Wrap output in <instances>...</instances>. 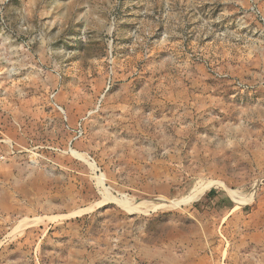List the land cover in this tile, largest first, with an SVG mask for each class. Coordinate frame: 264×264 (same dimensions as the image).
<instances>
[{"label": "rangeland", "instance_id": "rangeland-1", "mask_svg": "<svg viewBox=\"0 0 264 264\" xmlns=\"http://www.w3.org/2000/svg\"><path fill=\"white\" fill-rule=\"evenodd\" d=\"M212 190L264 232V0H0V264H181Z\"/></svg>", "mask_w": 264, "mask_h": 264}, {"label": "crops", "instance_id": "crops-1", "mask_svg": "<svg viewBox=\"0 0 264 264\" xmlns=\"http://www.w3.org/2000/svg\"><path fill=\"white\" fill-rule=\"evenodd\" d=\"M211 205L214 206L213 209L208 208ZM245 208L229 195L217 194L211 200L206 199L205 195L190 211L191 218L195 221V231L188 238L184 235L178 240L184 242V251L179 256L181 264H186L187 257L193 258L194 264H264V232L254 234L255 238H261L257 242L254 241V235L250 237V242L231 240V234L236 235L237 231L238 236L246 238V219L243 213ZM179 242L176 241L177 244ZM171 243L165 245L166 250L177 247ZM207 250L213 251L212 257L207 254ZM179 261L180 259L175 264H180Z\"/></svg>", "mask_w": 264, "mask_h": 264}, {"label": "built area", "instance_id": "built-area-1", "mask_svg": "<svg viewBox=\"0 0 264 264\" xmlns=\"http://www.w3.org/2000/svg\"><path fill=\"white\" fill-rule=\"evenodd\" d=\"M54 107L57 108L63 114L64 120L67 121V116L62 111V108L58 107L57 104H55ZM68 129H70V128L68 127ZM83 131H84L83 130V124L80 122L79 125H78V127H77V129L75 131H73V138L70 141V146L73 145V143L75 141L79 140L83 136V134H84Z\"/></svg>", "mask_w": 264, "mask_h": 264}, {"label": "bare ground", "instance_id": "bare-ground-1", "mask_svg": "<svg viewBox=\"0 0 264 264\" xmlns=\"http://www.w3.org/2000/svg\"><path fill=\"white\" fill-rule=\"evenodd\" d=\"M213 185H214V183H209L208 185L204 186V188L197 195H195L191 200L199 199ZM230 196L233 197L234 200L238 199L234 192H230ZM238 203H240V200H238ZM178 205H180V204L171 202V203L162 205L161 207L169 208L170 206L173 207V206H178ZM123 206H125V205H123Z\"/></svg>", "mask_w": 264, "mask_h": 264}, {"label": "trees", "instance_id": "trees-1", "mask_svg": "<svg viewBox=\"0 0 264 264\" xmlns=\"http://www.w3.org/2000/svg\"><path fill=\"white\" fill-rule=\"evenodd\" d=\"M217 194H222V193H219V192H217V191H215V190H212V191H210L209 193H207L206 194V199H213L215 196H217Z\"/></svg>", "mask_w": 264, "mask_h": 264}]
</instances>
